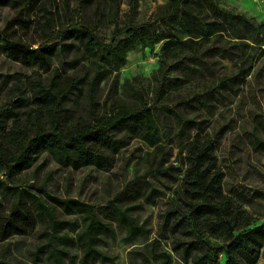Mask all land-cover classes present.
I'll use <instances>...</instances> for the list:
<instances>
[{"label": "trees", "instance_id": "16d2710c", "mask_svg": "<svg viewBox=\"0 0 264 264\" xmlns=\"http://www.w3.org/2000/svg\"><path fill=\"white\" fill-rule=\"evenodd\" d=\"M74 1L76 5L72 9V0H0V6H10L20 13V17L10 20L8 29L23 20L24 10L39 7L45 14V22L38 21L37 26L43 41L36 47L15 38L11 32L0 31V47L7 55L45 72L51 70L55 59L63 67L62 71L55 70L47 82L34 81L30 90L22 92L19 104L26 109L22 115L14 111L15 103L12 108L0 111V192L11 193L16 199L8 212L0 214L2 239L26 234L41 224L48 241L34 250L36 263L48 254L56 264H66L65 256L70 251L59 244L78 245L82 251L80 264L113 262V256L100 243L116 237L114 223L126 229V240L143 233L144 226L132 212L142 207L137 202L141 197L154 201L159 191L152 184L148 188L143 183L129 182L105 204L94 205L77 198L53 196L43 188L40 193L20 190L6 180L32 167L44 153L51 154L66 167L95 166L109 171L124 144L123 138L130 136L159 149L162 154L157 169L168 173L169 168L162 167L171 153H166L161 144L162 135L154 113L155 105L161 102V106L175 114L178 134L188 141L185 155L181 154L185 167L183 200L166 217L167 226L180 234L176 249L182 251L187 261L199 252L194 264H223L221 255L225 256L224 264H255L264 248V222L249 228L252 218L223 189L225 173L218 162L216 141L201 133L193 136L197 121L185 113L187 108L194 107L195 100L198 108L211 110L215 105L213 100H221L224 94L211 87L195 98H183L182 111L170 105L166 95L168 88L181 86L183 80L168 78L169 73L179 70L184 76L201 74L216 57L239 59L237 71L217 84L235 93L236 86L252 69L245 58L247 48L252 43L264 42V23L224 8L218 0H168L159 9V16L144 22H135L131 15L138 0H128L130 13L122 23L119 21L121 0ZM90 8L95 9V14L90 22H85L84 14ZM56 25L63 27L61 35L53 30ZM112 26L108 40L96 32L98 27ZM158 43H161L164 72L154 104L149 101V91L133 83L126 84L132 100L119 97L116 89H111L103 103L97 99V85L108 73L126 64L130 50L139 45L154 47ZM81 47L84 57L94 58L91 79L87 74L66 73V67H75L77 62L68 60L65 52ZM9 77L0 73V91ZM81 95L88 102L90 119L71 122L69 104L77 103ZM58 209L74 217H61Z\"/></svg>", "mask_w": 264, "mask_h": 264}, {"label": "rangeland", "instance_id": "374dc122", "mask_svg": "<svg viewBox=\"0 0 264 264\" xmlns=\"http://www.w3.org/2000/svg\"><path fill=\"white\" fill-rule=\"evenodd\" d=\"M167 1L138 0L136 10L131 11V15L135 22L152 21L159 16V9ZM218 2L224 8L264 23V0H218ZM75 5V1L72 0L71 8L73 9ZM94 10L90 8L85 12V22L92 20ZM120 10L119 21L122 23L130 13L128 0H121ZM44 16V11L39 7L24 10L21 16L23 20L17 21L8 29L10 20L20 17V13L10 6H0V31L11 32L15 38L36 47L43 41L40 28L37 26L38 21L45 22ZM53 30L59 31L61 35L63 27L56 25ZM96 32L108 40L112 36L113 26L98 27ZM65 56L68 60L77 62L75 67H66L67 74L79 76L87 74L89 79L93 77L94 58L84 57L82 47L66 51ZM245 58L248 59L247 65L252 64V69L236 86L235 93H230L217 84L223 77L237 71L236 62L239 59L216 57L211 61V67L201 74L191 73L184 76L179 70L169 73L168 78L180 77L183 80L180 82L181 86L176 85L167 89L166 100L176 110L182 111L183 98H195L197 94L211 87H216L224 94L221 100H213L215 105L211 110L198 108L195 100L194 107L187 108L185 113L197 121L196 127L192 129L193 136L201 133L216 141L218 162L225 173L223 189L240 203L252 218L253 224L249 226L251 228L264 222V42L252 43L247 48ZM55 70H63L59 59H55L51 70L45 72L37 66H28L14 60L0 47V73L10 76L0 91V111L12 108V104L15 103L14 111L21 112L22 115L26 110L20 108L19 104L22 92L30 90L34 81L47 82ZM163 72L161 43L154 47L139 45L128 52L124 66L104 76L96 87L97 99L103 103L111 89H116L119 97L126 101L132 100L126 84L133 83L148 90L149 101L154 104ZM160 104L162 103L155 105L154 113L162 135L161 144L166 153H171L169 161L162 167L169 168L168 173H160L157 169V162L162 154L159 149L149 146L139 137L130 136L123 138L124 144L115 155V164L109 171L95 166H82L80 169L66 167L58 163L51 154L44 153L32 167L6 180L9 185L20 190L26 188L40 193V188H43L53 196L77 198L94 205L105 204L132 181L134 184H146L148 188L150 187L148 184H152L159 191L152 202L141 197L137 202L142 203V207L132 212L138 223L144 226L143 233L132 240H126V229L114 223L116 237L100 243V247L113 256L114 261H96L89 264H194V260L200 254L195 252L190 260H185L182 251L176 249L180 234L167 226L168 212L176 203L180 204L183 200L182 175L185 167L182 155H185L188 141L178 134L179 126L175 114ZM88 107V102L82 95L77 103L69 104L70 121L90 119ZM0 176L2 177L1 174ZM15 200L11 193L3 195L0 192V214L8 212ZM58 211L61 217H74L66 216L61 209ZM44 230V226L38 224L26 234L12 235L7 239H2L0 233V262L56 264L48 254H44L39 263L33 259L34 250L48 241ZM59 246H64L70 251V255L65 256L66 264H80L82 251L78 245ZM221 260L224 264V255H221ZM255 264H264V248Z\"/></svg>", "mask_w": 264, "mask_h": 264}]
</instances>
